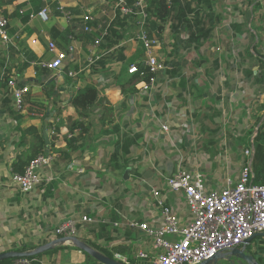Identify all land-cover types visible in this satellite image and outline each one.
I'll return each instance as SVG.
<instances>
[{
  "label": "crops",
  "instance_id": "crops-1",
  "mask_svg": "<svg viewBox=\"0 0 264 264\" xmlns=\"http://www.w3.org/2000/svg\"><path fill=\"white\" fill-rule=\"evenodd\" d=\"M185 1L192 3L193 11L188 12L190 20L197 13L200 18L213 20L207 24L213 26L212 36L199 47H188V32L182 26L175 31L173 22L167 20L161 39L166 37L168 43L161 44L159 55L160 58L165 55L168 69L158 76L153 89L146 91L138 86V92L126 98L121 92V82L126 77L129 62L119 58L114 46L104 62L89 67L86 57L94 33L83 34L80 22V17L89 12L97 17L95 24L112 16L114 0H0V11L9 17L10 32L15 37L14 44L8 48L0 41V254L35 252L58 239L55 228L64 219L90 215L104 216L120 225L80 226L78 239L104 247L113 254L112 258L119 253L131 256V264H147L148 261L132 255L141 231L131 224L135 221L160 223L161 212L151 200L150 186L162 191L167 204L181 217L182 224H189L191 214L184 195L170 190L166 178L181 165L199 169L207 176L205 159L211 156L206 152L215 149H210V145H226L219 156L224 162L234 160L227 148L235 143L229 131L246 130L252 125L256 128L258 125V131L261 127L264 122V58L253 57L252 52L264 54V0ZM59 6L72 12L73 22L60 14ZM45 7L50 9L47 22L40 18L25 19V14L18 12V9L40 11ZM128 23L133 25L131 33L121 41L126 59L137 53L140 44L137 20ZM218 27L230 33L224 34L223 41L219 40ZM149 30L157 34L150 21ZM175 34L185 40L186 53L179 58L175 52L181 49L172 42L171 35ZM254 36L258 40L255 39L256 45L252 44ZM50 40L55 41L60 50H67L70 44L76 47L61 74L41 65L53 58L48 51ZM191 50L199 54L194 60L188 56ZM176 63L180 64V72L173 74ZM68 71L78 72V75L70 77ZM4 74L8 75L7 79ZM11 77L29 87L21 112L13 107L12 89L7 84ZM89 84L99 89L100 102L90 113V132L82 136L76 133L79 139L70 143L73 134L69 127L78 118L72 101L74 96L78 98L77 91ZM106 103L114 107L112 124L99 121ZM58 108L61 115L55 119ZM251 117L255 119L252 122ZM60 120V131L54 133ZM164 125L168 130H164ZM30 126L36 127L44 137L48 136L49 151L53 147L55 150L51 152L59 157L47 171L52 179L43 172L44 181L33 192L23 195L8 182L17 155L30 145L31 136L27 134L23 139L22 134V130ZM125 135L135 138L136 143L128 154L120 151L112 160L118 140ZM198 144L205 146L203 161L194 157L192 147ZM215 164L216 161L211 166L210 176ZM128 167L131 171L125 178ZM218 171L215 174L223 176L236 172L234 168L231 174L226 173V168ZM207 181L213 186L209 179ZM257 239L255 251L260 253L264 243L262 238ZM254 240L241 248L245 247L252 254L248 245ZM24 244L38 247L30 251L16 250ZM58 246L59 250L31 259L33 264H105L100 260L88 261L75 240L54 245ZM225 263L231 264L222 254L213 264Z\"/></svg>",
  "mask_w": 264,
  "mask_h": 264
},
{
  "label": "built area",
  "instance_id": "built-area-1",
  "mask_svg": "<svg viewBox=\"0 0 264 264\" xmlns=\"http://www.w3.org/2000/svg\"><path fill=\"white\" fill-rule=\"evenodd\" d=\"M173 1L168 0L169 3ZM111 9L113 15L107 16V19L100 21L99 24H95L97 17L93 13L89 12L80 17L84 33L95 34L86 57L87 65L89 67L97 65L110 54L111 50L103 48L102 45L110 34L112 23L118 17L135 18L138 25L137 40L145 50L142 63L150 67L154 73L150 82H143L138 86L146 91L153 89L158 76L165 72L168 66L159 55L160 38L149 30L148 0H114ZM58 10L68 22H73L74 15L71 11L64 6H59ZM26 11L27 9H21L20 14L23 15ZM29 18L30 20L40 18L47 22L50 19V9L48 7L40 11L30 9ZM0 41L5 48L13 45L15 41L10 32V19L1 11ZM48 51L53 58L42 62L41 65L56 74H61L67 61L76 52V47L70 44L67 50H60L56 42L50 40ZM138 70L137 63L131 64L128 69L130 74ZM67 75L76 77L78 72L68 71ZM7 84L12 89L14 109L18 112L23 111L29 87L20 85L15 77L8 78ZM164 130H168L166 125ZM245 154L247 160L242 164L238 178H227L226 182L215 187L209 185L203 171L182 165L166 178L170 190L181 191L184 195L191 214V222L187 225L182 224L181 217L167 204L162 191L156 186H150L151 200L161 212V221L159 224L147 221L132 222L131 225L141 231V237L138 243H135L132 252L133 257L146 260L150 264H200L235 247L245 245V242L257 233H264V184L255 182L254 153L246 149ZM58 157L57 153L51 151L39 155L28 164L23 173L12 171L9 186L23 195L33 192L44 181L42 173L47 176V171L52 169ZM47 177L52 179V176ZM101 224H111L113 227L120 225L119 222L108 221L104 216L82 215L64 219L55 228V235L58 238H73L77 236L80 226ZM114 258L126 264L132 262L129 255L116 253ZM12 264L33 262L29 257L23 256L16 258Z\"/></svg>",
  "mask_w": 264,
  "mask_h": 264
},
{
  "label": "trees",
  "instance_id": "trees-1",
  "mask_svg": "<svg viewBox=\"0 0 264 264\" xmlns=\"http://www.w3.org/2000/svg\"><path fill=\"white\" fill-rule=\"evenodd\" d=\"M208 2V1H206ZM38 8V7H37ZM20 10L18 9V12ZM192 3L189 1L182 0H174L172 3H169L168 0H148V12L150 15V25H152V29L156 31L158 37H162V33L165 30L164 23L167 20H171L173 29L178 31L182 26L188 32L189 38L187 40V46L196 45L199 47L202 41L209 39L212 36L213 26H207L208 22L213 23L212 19H204L200 18L199 13L190 20L188 18V12H192ZM29 18V10L25 12V19ZM128 21L135 22V18L128 17H118L117 20L112 24L110 28V34L105 38L103 43V48L111 49L114 46H117V51L119 53V58L121 60H126L129 63V66L133 63H137L139 65V70L133 74H130L128 69L125 70L126 77L121 82V92L122 94L128 98L134 93L138 92V85L143 82H150L151 78L154 76L153 71L150 67L143 65L142 59L145 54V50L141 44H139V48L137 53L126 59L123 51L124 48L121 47V41H123L129 33H131L132 24H129ZM214 25V24H213ZM238 27V26H237ZM238 29H240L238 27ZM83 34L84 31H82ZM95 35V34H94ZM93 35V38H94ZM92 38V39H93ZM101 62V61H100ZM104 62V61H102ZM101 62V63H102ZM26 65H28L26 63ZM176 68H174L171 73L176 74L180 72V64L176 63ZM6 79L8 75L5 76ZM185 82V81H182ZM20 85L22 83L19 82ZM100 92L99 89L93 84H89L84 88H81L77 91L76 98L74 96V101H72L73 106L76 108L78 113V118L73 120L72 124L69 127V132L73 134V137L70 138V143L76 142L79 136H82L86 133L90 132L91 123H90V113L93 109L98 106L100 102ZM105 102V99L102 100ZM44 107V105H42ZM46 107V106H45ZM13 113H16L13 111ZM57 119L61 115V111L58 108L55 112ZM19 116V114H17ZM114 120V107L106 103L104 105L103 113L101 114L99 121L102 124H112ZM61 127V120L56 123L54 127V133H58ZM77 133V134H76ZM23 139L25 136L30 135L31 141L29 147H25L24 150L20 151L17 155V158L12 164V171L16 173H23L28 164L37 158L39 155L47 153V149L49 146L46 144V140L44 135L34 126H30L27 129L22 130ZM255 148H254V157H253V170L255 173V182L264 184V122L261 127L258 129L257 133L253 138ZM136 143L135 138L128 137L125 135L121 137L116 145L115 152L113 153V159L117 155H119L120 151L123 154H128L130 152V147ZM53 147L50 148V151H53ZM61 152V150H57ZM63 153V152H62ZM91 247L96 250H100L104 252L107 256L112 257L113 254L105 249L104 247H99L96 243L87 240L84 241ZM38 247L30 246L28 244H24L21 248L16 249L18 251H30L35 250ZM61 247H54L44 252H38L34 255L29 256L30 259L40 258L43 254L53 252L59 250ZM80 249V248H79ZM263 249H259L261 259L263 257L262 253ZM87 255V259L98 261L94 256L85 252ZM14 258H6L0 260V264H12ZM100 263V262H99ZM148 264V263H147Z\"/></svg>",
  "mask_w": 264,
  "mask_h": 264
},
{
  "label": "rangeland",
  "instance_id": "rangeland-1",
  "mask_svg": "<svg viewBox=\"0 0 264 264\" xmlns=\"http://www.w3.org/2000/svg\"><path fill=\"white\" fill-rule=\"evenodd\" d=\"M194 3H193V5H194ZM195 6H196V4H195ZM220 6H222L221 3H220ZM230 18L231 19H234L233 17H230ZM214 21H215V23L217 22L218 24H220V22L218 20H214ZM224 30H223V28L219 30V40L220 41H223L224 40V38H225L224 34L230 35V33H228V32L225 33ZM136 32H137V30H136ZM170 32H172V30H170ZM171 36L173 38L172 39V42L175 44L176 47H178L177 49H181V51H183L182 53H181V51H178L179 53L175 52L176 57L179 58L185 52L183 50L184 49L183 48L184 47L183 42L185 40L183 38H180L179 39L180 36L178 34L171 35ZM255 39H256V37L254 36V38L252 39V44L255 43V45H256L257 42H255ZM160 40H161V44L162 45L163 44L164 45H167L168 42L166 40V37H165V39H161L160 38ZM255 47L256 46H254V48ZM198 55L199 54L197 53V51H192L191 50L188 53V56H189V58L191 60H194L195 57H197ZM263 55H259L258 53L252 52V56L253 57H258L259 58L261 56L262 58H264ZM161 59L162 60H165V55H161ZM251 120L254 121L255 119H253L251 117L250 118V122H252ZM258 121H260V120H258ZM255 122H257V121H255ZM257 128H258V125H257ZM257 128L252 125V126H250V128H248L246 130L233 129L232 131H229V133H231V135H233L232 138L235 141V143H233L231 145H228L229 147H227V148H229V151H230L231 155H234V158H235L234 160L228 159L226 161V159H227L226 158L225 159L226 162H224V160L221 157V155L219 156L220 153H223L222 151L226 150V145L218 144V147H215V145H210L211 146L210 149L215 148L213 150H210V153L206 152L205 146H202L201 144L200 145L198 144V145H195V147H192L193 153L195 155L194 157H197L199 161H203L201 157H203V158L206 157V156H202V153L205 154V152H206L207 153L206 155H210L211 156V158H208V159L206 158L205 159L206 160L205 161L206 162V165L204 166L205 167L204 170H207L208 171V172H206L207 173V179H209L213 183V187H215L217 185H221L223 182H226L227 181V178H232V179H237L238 178V175H239L241 166L247 160V157H246V154H245V150L246 149H250L251 152L254 153L255 144H254L253 138H254L255 134L257 133ZM215 157H216V159H215ZM215 161H216V164H215L216 165L215 166L216 168H214V172L210 176V172L212 171L211 166H212V164ZM232 161H235L236 163H232ZM205 162H203V163H205ZM225 168L227 169V171H226L227 174H231L233 168L235 169L236 172H233V174L231 176H229V175L228 176H226V175L223 176V175H217V174H215L216 170H219L218 172H220L221 170H223ZM259 237L262 238L260 240H262L263 242L262 241L261 242L264 243V238L262 236H258V237L255 238L256 241L254 240V243H252L251 245H248V250L250 252H252V254L254 253L253 255H254L255 259L260 264H264V257H262V259H261L260 253H257L255 251L256 250V247L254 246L255 243L259 242V239H257ZM225 264H228V263H225Z\"/></svg>",
  "mask_w": 264,
  "mask_h": 264
},
{
  "label": "water",
  "instance_id": "water-1",
  "mask_svg": "<svg viewBox=\"0 0 264 264\" xmlns=\"http://www.w3.org/2000/svg\"><path fill=\"white\" fill-rule=\"evenodd\" d=\"M45 140H46V144L49 146L50 141H49V138L47 135H45ZM47 152H49V149H47ZM130 171H131V167H128L125 171V174H124L125 178H128ZM263 235H264V233H257L255 235H253L251 238H249L245 242V244L251 243L254 238H256L257 236H263ZM69 240H75L78 247H80L82 250H84L85 252L94 256L96 259L100 260L101 262H103L105 264H126V263L121 262L117 259L109 257L103 253H100L99 251H97L96 249H94L93 247L88 245L86 242L78 239L77 237L58 238L57 240H54V241L46 243L45 245H42L35 252H5V253L0 254V260L6 259V258L23 257V256L29 257L31 255H34L35 253L44 252L46 250H49V249L53 248L54 245H56L59 242H64V241H69ZM220 255H222V254H219L216 257H214L213 259L206 260L200 264H213L214 262H218ZM223 257L228 258L230 260L231 264H243L244 262H247L249 264H260L255 259L253 254H250L246 251L245 247H242V248L241 247H235L234 249H232L230 251L224 252Z\"/></svg>",
  "mask_w": 264,
  "mask_h": 264
},
{
  "label": "flooded vegetation",
  "instance_id": "flooded-vegetation-1",
  "mask_svg": "<svg viewBox=\"0 0 264 264\" xmlns=\"http://www.w3.org/2000/svg\"><path fill=\"white\" fill-rule=\"evenodd\" d=\"M241 247V246H240ZM223 254V253H222ZM243 264H249V263H247V262H244Z\"/></svg>",
  "mask_w": 264,
  "mask_h": 264
}]
</instances>
